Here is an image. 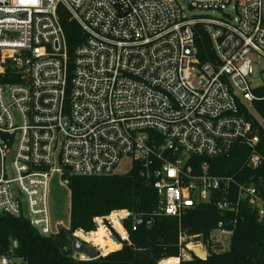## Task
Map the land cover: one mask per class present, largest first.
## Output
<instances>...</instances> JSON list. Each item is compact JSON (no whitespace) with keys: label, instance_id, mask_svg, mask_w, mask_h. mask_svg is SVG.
I'll return each instance as SVG.
<instances>
[{"label":"built area","instance_id":"2783aa9c","mask_svg":"<svg viewBox=\"0 0 264 264\" xmlns=\"http://www.w3.org/2000/svg\"><path fill=\"white\" fill-rule=\"evenodd\" d=\"M60 6L86 34L69 93ZM198 25L214 54L207 62L197 54ZM7 70L18 81H0V213L55 236L70 219L54 221L53 178L69 190L66 172L108 175L127 160L154 188L158 214L180 220L204 203L236 216L246 203L264 214L262 184L238 180L264 162L250 120L252 103L264 99V0H0V75ZM236 142L251 148L237 172L214 175L207 160L196 162L225 156ZM127 222L137 230L152 219L128 208L96 216L95 228L74 230L72 242L97 255L71 242V258L121 249ZM235 222L221 220L206 237L180 227L174 258L225 252L221 239L231 242ZM0 264L27 263L10 249Z\"/></svg>","mask_w":264,"mask_h":264},{"label":"trees","instance_id":"16d2710c","mask_svg":"<svg viewBox=\"0 0 264 264\" xmlns=\"http://www.w3.org/2000/svg\"><path fill=\"white\" fill-rule=\"evenodd\" d=\"M58 16L67 38L69 93L76 50L85 43L86 34L81 26L71 19L63 6L58 8ZM196 29L197 54L202 62L210 61L214 54L209 37L201 25ZM0 81L17 82L18 79L7 70L5 74L0 75ZM252 109L250 120L254 126H258L261 139L258 150L264 153V125H258L257 122V118L264 121V99L254 101ZM249 153L251 154V148L236 142L229 154L207 159L200 157L196 162L207 160L210 172L214 175L233 174L245 165ZM140 170L141 166L134 163L125 173L84 176L66 172L70 193V228H62L55 236H43L28 219L1 212L0 256L13 249L27 264H159L163 259L179 256L180 227L189 234H201L206 237L221 220L234 219L235 229L227 251L212 252L206 259L193 255L191 259L181 261L180 264H264V214L260 216L246 203L241 205L240 214L237 216L234 213L224 214L213 203L187 209L180 220L158 214L157 194L141 175ZM249 178L250 182L262 184L264 197V162L255 169L243 168L238 175L240 181ZM53 197H56L54 193L51 200ZM123 208L142 214L144 218H151V225L147 226L144 222L137 230H132L130 222H127L130 242H124L121 249L92 260L71 258L74 230H93L96 216ZM225 223L230 227V222Z\"/></svg>","mask_w":264,"mask_h":264},{"label":"rangeland","instance_id":"374dc122","mask_svg":"<svg viewBox=\"0 0 264 264\" xmlns=\"http://www.w3.org/2000/svg\"><path fill=\"white\" fill-rule=\"evenodd\" d=\"M196 13H202L200 10H196ZM211 15L218 16V12H209ZM131 167V164L127 160H123L120 165L117 168V172L119 173H125L127 170H129ZM59 178L56 175L53 178L52 186H51V192L56 195V197L52 198L51 207H52V214L54 221H63L64 224L69 223L70 218V193L69 190H66L61 188L59 185ZM66 191V193H65ZM52 196V194H51ZM57 199V200H56ZM56 206V207H55ZM223 249L226 251L230 247V241L227 238L221 239Z\"/></svg>","mask_w":264,"mask_h":264},{"label":"water","instance_id":"95a60500","mask_svg":"<svg viewBox=\"0 0 264 264\" xmlns=\"http://www.w3.org/2000/svg\"><path fill=\"white\" fill-rule=\"evenodd\" d=\"M72 249L79 253H85L90 257H95L97 255L96 249L94 247L86 246L84 243H82L77 239L72 242ZM196 253L199 254L201 257H203L202 254H200V252L196 251Z\"/></svg>","mask_w":264,"mask_h":264},{"label":"bare ground","instance_id":"6f19581e","mask_svg":"<svg viewBox=\"0 0 264 264\" xmlns=\"http://www.w3.org/2000/svg\"><path fill=\"white\" fill-rule=\"evenodd\" d=\"M163 264H178V258L171 257L165 260Z\"/></svg>","mask_w":264,"mask_h":264}]
</instances>
